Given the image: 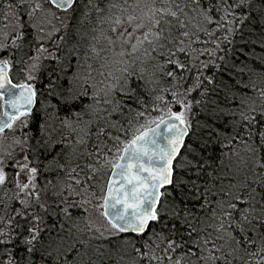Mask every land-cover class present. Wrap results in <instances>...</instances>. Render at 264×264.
<instances>
[{
    "label": "snow or ice",
    "instance_id": "obj_1",
    "mask_svg": "<svg viewBox=\"0 0 264 264\" xmlns=\"http://www.w3.org/2000/svg\"><path fill=\"white\" fill-rule=\"evenodd\" d=\"M2 3L0 264H264V0Z\"/></svg>",
    "mask_w": 264,
    "mask_h": 264
},
{
    "label": "trees",
    "instance_id": "obj_2",
    "mask_svg": "<svg viewBox=\"0 0 264 264\" xmlns=\"http://www.w3.org/2000/svg\"><path fill=\"white\" fill-rule=\"evenodd\" d=\"M0 1H2V0H0ZM251 23V22H250ZM254 27H256V29H257V31L259 30V24L257 23V24H255L254 25ZM218 35V34H217ZM245 35H249V33L246 31L245 32ZM256 38H258V37H254L253 39H256ZM238 39H239V37H238ZM238 46H243V47H245V51H248V50H254L257 54H259L260 52H262V51H264V49H262L261 48V46L260 45H258V44H254V43H251V42H249L248 44H242V45H238ZM204 58H207V57H204Z\"/></svg>",
    "mask_w": 264,
    "mask_h": 264
},
{
    "label": "rangeland",
    "instance_id": "obj_3",
    "mask_svg": "<svg viewBox=\"0 0 264 264\" xmlns=\"http://www.w3.org/2000/svg\"><path fill=\"white\" fill-rule=\"evenodd\" d=\"M2 9H3V3L0 1V14H2Z\"/></svg>",
    "mask_w": 264,
    "mask_h": 264
}]
</instances>
